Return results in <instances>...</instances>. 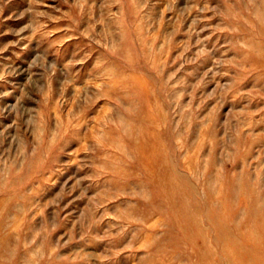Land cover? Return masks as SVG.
<instances>
[{
    "label": "rangeland",
    "instance_id": "obj_1",
    "mask_svg": "<svg viewBox=\"0 0 264 264\" xmlns=\"http://www.w3.org/2000/svg\"><path fill=\"white\" fill-rule=\"evenodd\" d=\"M0 264H264V0H0Z\"/></svg>",
    "mask_w": 264,
    "mask_h": 264
}]
</instances>
